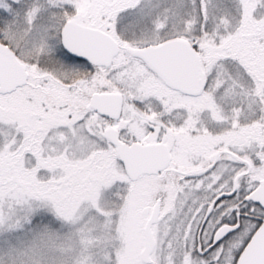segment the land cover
Returning a JSON list of instances; mask_svg holds the SVG:
<instances>
[{
    "label": "snow or ice",
    "instance_id": "1",
    "mask_svg": "<svg viewBox=\"0 0 264 264\" xmlns=\"http://www.w3.org/2000/svg\"><path fill=\"white\" fill-rule=\"evenodd\" d=\"M0 264H264V0H0Z\"/></svg>",
    "mask_w": 264,
    "mask_h": 264
}]
</instances>
